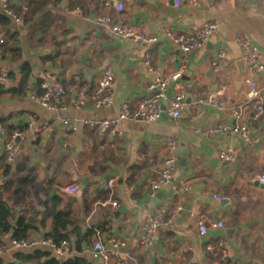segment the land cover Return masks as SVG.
<instances>
[{"label":"crops","instance_id":"0c3cea01","mask_svg":"<svg viewBox=\"0 0 264 264\" xmlns=\"http://www.w3.org/2000/svg\"><path fill=\"white\" fill-rule=\"evenodd\" d=\"M11 1L23 24L9 20L7 39L0 47V67L13 75L8 87L0 86V124L5 129V134L0 133V201L14 216L7 230L0 229L1 241L12 236L18 216L27 225L25 238H51L56 232L53 207L62 213L59 221L67 222L65 231L57 233L68 236L72 250L59 260L42 249L50 253L44 260L54 258L62 263L78 258L84 264H101L89 254L98 232L104 241L119 238L124 243L121 251L129 252L137 264H211L205 246L217 240L224 242L227 252L221 264H264V185L258 179L264 175V114L255 118L252 108L255 102L264 105V90L259 100H246L248 80L257 81L261 88L262 78L248 73L237 42L239 37L249 39L264 60V0H200L196 7L186 0L180 6L174 0ZM105 1L121 2L124 22L160 37L150 58L152 68L160 73L177 70L182 58L166 39L168 30L183 35L194 24H218L210 40L190 52L181 79L166 92L168 98L179 90L186 94L177 121L165 112L150 124L124 121L119 124L122 137L83 125L72 131L62 124L66 118L114 119L122 104L135 107L149 94L152 75L145 65L143 45L117 38L97 23V17L106 13ZM77 7L82 17L67 13ZM220 50L225 59L215 71L212 61ZM105 68L114 74L115 96L110 107L97 110L91 105V94ZM47 71L59 74L68 92L67 104L74 92L85 87L90 95L87 106L46 110L33 103L29 95L39 92V81ZM17 87L21 90L15 94L7 92ZM221 88L219 99L226 104L225 111L196 104ZM234 105L242 106L241 121L231 116ZM29 119L45 125L46 130L25 133L19 139L15 162L7 165L3 155L6 127L23 130ZM235 123H243L258 142L249 146L238 135L195 133L196 129ZM166 138L176 143L178 162L172 183L188 184L190 190L175 194L167 186L150 197L148 185L162 169ZM229 148L235 152V161H220L218 153ZM109 179L115 180L111 192L102 187ZM71 184L78 186L75 194L64 191ZM113 201L119 207L113 208ZM177 205L222 220L224 228L200 236L195 220L184 215L165 229L162 240L150 247L142 245L145 219L163 218ZM17 253L0 258L5 264L17 263Z\"/></svg>","mask_w":264,"mask_h":264},{"label":"built area","instance_id":"2783aa9c","mask_svg":"<svg viewBox=\"0 0 264 264\" xmlns=\"http://www.w3.org/2000/svg\"><path fill=\"white\" fill-rule=\"evenodd\" d=\"M189 5L196 7L200 0H186ZM176 6H180L182 0H174ZM104 7L106 13L97 17L98 25L106 32L120 39H130L144 47V59L152 80L148 85V96L144 97L135 107L129 103L121 105L119 112L114 119H70L62 120V124L70 130L76 131L78 125L96 128L102 133L110 137H122L123 132L119 128V124L124 121L142 122L150 124L158 121L163 112L172 121H177L185 106L186 94L179 90L172 97L168 98L166 92L171 84L179 81L186 70L188 55L190 52L202 48L218 30V24L215 21H206L202 24L191 25L188 32L179 35L171 30L165 33L166 39L170 40L181 52L182 58L180 66L172 73H160L152 68L150 64L151 53L154 47L160 42L157 35H148L140 27H135L121 19L124 11V5L121 2L113 3L105 1ZM26 8L23 11L26 12ZM68 14L74 16H83L81 9L78 7L67 11ZM0 14L6 16L17 26L23 24V19L12 8L11 0H0ZM8 30L0 24V47L6 42ZM242 49V60L249 74H257L262 78L261 88L257 81L248 80V91L246 93L247 101H257L261 97L264 90V60L258 49L250 42L249 39L239 37L237 39ZM225 59V52L220 50L217 52L212 67L218 71ZM10 72L0 67V86L8 87L10 85ZM39 92L31 93L29 99L46 110H67L73 108L81 110L88 104L89 93L85 87L77 90L72 95L70 103L65 102L67 96L66 87L60 82V76L56 72L47 71L42 76L38 84ZM223 88L214 94L208 95L204 100L197 101L196 104H211L219 111H225L226 104L219 99ZM115 96V78L111 69L105 68L97 79L96 86L91 94V105L97 109H105L113 104ZM254 117L258 118L264 114V105L261 102H255L252 105ZM231 116L235 122L241 121L243 118V109L241 105H234L230 109ZM46 130V126L37 123L34 119H29L25 129L13 130L5 135L3 141V155L5 163L12 165L19 152V139L27 132L42 133ZM0 133L5 134L4 126L0 124ZM195 133L203 136L211 135H238L246 144L252 146L258 142L257 138L249 135L247 127L243 124H218L207 128L196 129ZM166 153L162 161V169L159 171L155 179L148 185V195L155 197L164 187L170 186L175 194H182L190 190L188 184L172 183L177 169V157L175 154L176 143L170 138H166ZM235 152L232 149L222 150L218 153V159L224 162H234ZM259 182L264 185V175L260 176ZM115 180L109 179L102 183V187L111 192L114 187ZM67 194H75L78 192V186L71 184L64 188ZM219 200V198H216ZM113 208L119 207L118 203L113 201L110 203ZM192 218L196 222L197 232L200 236H205L208 230H221L224 228L222 220H212L205 212L201 210L186 209L182 205L173 207L169 213L163 218H146L144 222V237L142 245L150 247L165 237V229L178 220L181 216ZM5 241H0V257L8 255L12 252L31 251L35 249H46L51 255L59 260L68 257L72 250L70 241L61 240L54 241L48 237L37 238H21L15 239L12 236H4ZM124 243L119 238H110L107 241L96 232L95 238L90 246L89 254L91 258L98 260L101 264H137L136 259L129 252H122ZM205 250L211 254V264H221L226 258L227 252L224 248V242L217 240L213 244H207ZM15 262V258H12Z\"/></svg>","mask_w":264,"mask_h":264},{"label":"trees","instance_id":"16d2710c","mask_svg":"<svg viewBox=\"0 0 264 264\" xmlns=\"http://www.w3.org/2000/svg\"><path fill=\"white\" fill-rule=\"evenodd\" d=\"M8 22H9V19L6 16L0 14V24L5 26L8 24ZM26 70L28 73L29 69L26 68ZM9 76L11 80L13 75L10 73ZM20 90H21L20 87H17V88H11L7 90V92L13 95L15 94L16 91H20ZM0 123H3V122L0 121ZM6 130L8 131V133H10L12 132L13 129L7 126ZM19 130H22V129H19ZM61 215H62L61 212L56 211L52 207V217H53L56 232L50 235L49 237H51L56 242L68 239V236L65 233H61V234L57 233V231L60 229L62 231H65L66 225H67V222L59 221V219H61ZM13 218H14L13 214L7 208H5L3 203L0 201V229L5 230L6 228H8V221L12 220ZM15 219H16V226H15V229L13 230L12 237L15 239L25 238L26 231H27V225L25 224L24 217L18 216ZM0 241H1V235H0ZM49 255L50 253L48 251H44L42 249H35V250H32L31 252H26V253L19 252L15 254L17 263H10V264H26L28 262L32 264H84L81 262V260H78V258H75L73 260L67 259L63 261L62 263H60L58 260L54 258H51L50 260H44V259H47ZM40 261H43V263H40ZM0 264H5L1 258H0Z\"/></svg>","mask_w":264,"mask_h":264},{"label":"water","instance_id":"95a60500","mask_svg":"<svg viewBox=\"0 0 264 264\" xmlns=\"http://www.w3.org/2000/svg\"><path fill=\"white\" fill-rule=\"evenodd\" d=\"M85 183L86 182L84 180L81 181V184H82L83 187H84ZM0 235H2V231L1 230H0Z\"/></svg>","mask_w":264,"mask_h":264}]
</instances>
